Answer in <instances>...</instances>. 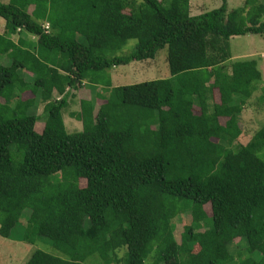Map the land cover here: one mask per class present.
<instances>
[{
	"label": "trees",
	"instance_id": "1",
	"mask_svg": "<svg viewBox=\"0 0 264 264\" xmlns=\"http://www.w3.org/2000/svg\"><path fill=\"white\" fill-rule=\"evenodd\" d=\"M189 5L0 2V52L11 59L0 63V235L28 209L22 239L46 237L66 256L37 248L24 264H83L94 254L146 264L152 252L149 264H264V122L239 140L262 73L254 59L230 61L228 41L264 34V0L232 9L221 0L197 14ZM19 31L36 39L15 43ZM128 39L133 48L117 54ZM164 45L169 77L112 86L109 69ZM81 82L105 92L80 99L71 115L81 130L67 132L66 88ZM183 212L190 223L176 240L172 219Z\"/></svg>",
	"mask_w": 264,
	"mask_h": 264
},
{
	"label": "rangeland",
	"instance_id": "2",
	"mask_svg": "<svg viewBox=\"0 0 264 264\" xmlns=\"http://www.w3.org/2000/svg\"><path fill=\"white\" fill-rule=\"evenodd\" d=\"M9 0H0V2H8ZM243 0H227L228 9L236 8L241 6ZM221 0H190V13L194 14L202 10H210L219 6ZM32 7L28 8L31 11ZM3 18L0 17V33L4 28V23L2 24ZM36 38H34L35 40ZM229 50L231 54L230 61L235 60H245L254 59L257 62V66L262 73V80L257 84L256 89L253 91L252 96L248 99V102L243 107L240 114V127L241 135L239 136L240 142H245L264 122V102L259 99V96L264 88V34H254L245 33L242 35H233L229 37ZM135 39H128L126 43L118 50L117 54L128 53L135 45ZM167 45L157 50L154 57L151 59H145L140 61H131L127 64H119L111 69L109 73L111 74L112 82L114 84H132L139 83L143 81H148L158 78H166L170 76L168 64L166 60ZM7 60L10 62V57L7 53L0 52V63L2 60ZM5 63L9 64V62ZM2 64V63H1ZM6 64V65H7ZM22 76H25L29 82H31L33 76H28L25 72L21 71ZM82 86V85H81ZM93 88L86 84L82 88L88 89ZM71 95L68 97V105L62 110V118L64 121L65 128L67 132H76L81 130V122L74 118L70 113L77 110L79 107V101L81 97H87V90L85 92L81 91L80 88H69ZM105 91H102V94ZM73 93V94H72ZM56 93H52L54 97ZM22 98L32 97L29 91L21 94ZM42 103L36 105L35 112L41 114ZM45 115L41 117V121H44ZM259 156L264 160L262 152ZM59 176V175H58ZM206 213L210 214L209 204L204 206ZM28 209L22 212V218L28 216ZM20 219L16 226L12 229L8 237H3L0 235V264H24L30 253L35 249H41L43 251L49 252L51 254L66 258L65 255L58 252L52 245L50 239L46 237H37L34 243H28L22 239L23 227L25 221ZM174 223V236L176 240L179 239V234L182 231V226L184 224L190 223L189 212H183L178 214L172 219ZM202 227L201 230H203ZM195 246L194 250H196ZM124 251L121 249L117 250L116 255H121ZM109 255V254H108ZM153 252L150 253L146 259V264L152 260ZM83 264H105L102 256H97V254L88 256ZM110 264H114L113 261ZM160 264H164L163 262Z\"/></svg>",
	"mask_w": 264,
	"mask_h": 264
},
{
	"label": "crops",
	"instance_id": "3",
	"mask_svg": "<svg viewBox=\"0 0 264 264\" xmlns=\"http://www.w3.org/2000/svg\"><path fill=\"white\" fill-rule=\"evenodd\" d=\"M191 8V7H190ZM204 11V10H203ZM200 12H202V10L200 11ZM200 12H196V13H194V14H197V13H200ZM4 22H2V24H3ZM4 32V28H3V30H2V32L1 33H3ZM0 33V34H1ZM10 39L12 40V41H14L15 43H19L18 42V40L19 39H23V40H34V37L32 36V35H29L28 33H25V32H23V31H19L18 33H16V34H13V35H11L10 36ZM5 61H7V60H2L1 61V63L3 64V65H5V64H7V63H5ZM7 62H9V61H7ZM108 72H109V70H108ZM25 73L28 75V76H30L31 75V73H29L28 71H25ZM110 74V73H109ZM23 77V79L24 80H26V81H28L27 80V78L25 77V76H22ZM110 79H111V84H112V86H114V85H118V84H114L113 82H112V78H111V74H110ZM86 86V83L85 82H81V84H80V86L78 87V88H80L81 89V91H83V92H85L86 90H87V93H88V95H86L87 97H81V98H84V99H91L92 97H94V95H96V92H102L103 91V89H102V87L100 86V85H96L95 86V88L92 90L91 88H89L88 87V89H85V88H82V86ZM66 91H68L67 93H68V97L71 95V92L69 91V88H66ZM52 93H56L55 91H53ZM73 94V93H72ZM56 99L59 97V94H57L56 93V95L54 96ZM100 98H95V108H97V105H98V103L99 102H101V101H103L102 99H100ZM67 101L69 102V100L67 99ZM79 110V107H78V109L77 110H74L73 111V113L74 112H77ZM71 114V113H70Z\"/></svg>",
	"mask_w": 264,
	"mask_h": 264
},
{
	"label": "built area",
	"instance_id": "4",
	"mask_svg": "<svg viewBox=\"0 0 264 264\" xmlns=\"http://www.w3.org/2000/svg\"><path fill=\"white\" fill-rule=\"evenodd\" d=\"M48 26H49V24H48V23H45V24H43V27H44L45 29H47V28H48Z\"/></svg>",
	"mask_w": 264,
	"mask_h": 264
}]
</instances>
